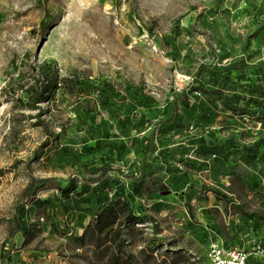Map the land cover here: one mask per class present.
<instances>
[{
	"label": "rangeland",
	"instance_id": "1",
	"mask_svg": "<svg viewBox=\"0 0 264 264\" xmlns=\"http://www.w3.org/2000/svg\"><path fill=\"white\" fill-rule=\"evenodd\" d=\"M213 240L264 244V0H0V264H210Z\"/></svg>",
	"mask_w": 264,
	"mask_h": 264
},
{
	"label": "trees",
	"instance_id": "2",
	"mask_svg": "<svg viewBox=\"0 0 264 264\" xmlns=\"http://www.w3.org/2000/svg\"><path fill=\"white\" fill-rule=\"evenodd\" d=\"M48 13V12H47ZM51 70L48 67V65H42L41 70L39 71L37 75V79L35 80V84L28 90V93H30L28 102L25 105V107L29 108L30 110H37L40 109V105L47 102L48 100L51 99L52 95L54 92L58 89L59 87V81H52L50 79L51 75ZM187 99V94L183 92L182 94L176 96L173 101H172V107H173V116L169 122H161L159 126H157L155 129L152 130L150 134V142H151V147L154 145V139L156 136V133L158 131V128L167 125L169 123H174L177 119V106L180 101H184ZM41 127L47 129L46 125L44 123L39 124ZM104 174L97 179V182L100 183H109L113 182L114 178L110 176V173L113 172L114 170L109 169L108 167ZM143 170L144 168L141 169L140 173L138 174V178L143 176ZM129 178L133 179V175L129 176ZM31 186L30 188H32ZM59 189L63 192L69 195L70 189L72 187V182L69 183L66 187L58 186ZM98 210L94 211V215L96 216V231L99 234H103L106 231H114V227L120 222L121 217L125 216L126 218L130 217L131 215L134 214L133 212V206L129 205L126 202H116L112 204H108L104 206L103 208H96ZM115 237L119 239V233L115 232ZM217 241V240H213ZM212 242V241H211ZM210 242V243H211ZM255 244H262L261 242H256ZM254 244V245H255ZM210 245V244H209ZM264 246V244H262ZM228 246V245H227ZM231 247V246H228ZM244 249V248H242ZM245 250V249H244ZM246 251V250H245ZM248 252V251H246ZM254 258H256L254 256ZM209 259V258H208ZM250 258L248 259V264H250ZM258 260V258H256ZM113 264H120V260L118 256H114Z\"/></svg>",
	"mask_w": 264,
	"mask_h": 264
},
{
	"label": "built area",
	"instance_id": "3",
	"mask_svg": "<svg viewBox=\"0 0 264 264\" xmlns=\"http://www.w3.org/2000/svg\"><path fill=\"white\" fill-rule=\"evenodd\" d=\"M250 256H264V246L255 244L251 252L242 248L228 247L220 241H212L209 245L208 258L210 264H248Z\"/></svg>",
	"mask_w": 264,
	"mask_h": 264
}]
</instances>
